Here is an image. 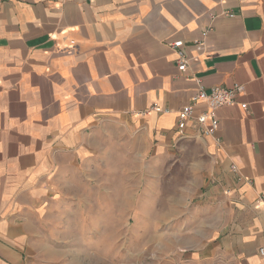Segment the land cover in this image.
I'll return each mask as SVG.
<instances>
[{
    "label": "crops",
    "instance_id": "obj_1",
    "mask_svg": "<svg viewBox=\"0 0 264 264\" xmlns=\"http://www.w3.org/2000/svg\"><path fill=\"white\" fill-rule=\"evenodd\" d=\"M197 83L244 88L214 136L176 127ZM109 124L159 152L200 150L211 233L191 263L264 264V0H0V264H28L45 185L66 167L79 182Z\"/></svg>",
    "mask_w": 264,
    "mask_h": 264
},
{
    "label": "rangeland",
    "instance_id": "obj_2",
    "mask_svg": "<svg viewBox=\"0 0 264 264\" xmlns=\"http://www.w3.org/2000/svg\"><path fill=\"white\" fill-rule=\"evenodd\" d=\"M123 130L109 124L91 136L95 165L78 166L79 182L70 183L66 167L45 185L42 232L28 245V264H193L212 217L197 197L200 150L159 152ZM86 172L95 179L90 191Z\"/></svg>",
    "mask_w": 264,
    "mask_h": 264
},
{
    "label": "built area",
    "instance_id": "obj_3",
    "mask_svg": "<svg viewBox=\"0 0 264 264\" xmlns=\"http://www.w3.org/2000/svg\"><path fill=\"white\" fill-rule=\"evenodd\" d=\"M208 32L209 29L202 32V41L206 38ZM169 47L177 55L178 71L184 72L187 68V58L181 51L183 42H174L170 44ZM243 91V86L236 84L231 88L213 87L209 92H206L201 84L197 83L195 96L191 99L189 104L183 106L178 111L177 130L182 132L187 127H191L195 130V134L199 138L214 136L219 125L216 112L224 106L234 104L236 102V96L242 94ZM199 103L203 105L204 109L199 113H195V107ZM217 143L219 144V142ZM230 172L234 175L236 181L249 182L248 178L243 176L236 166H230ZM259 253L260 255H264V250L260 249Z\"/></svg>",
    "mask_w": 264,
    "mask_h": 264
}]
</instances>
